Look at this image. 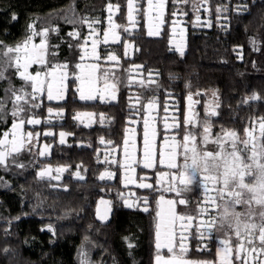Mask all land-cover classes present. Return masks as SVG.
Wrapping results in <instances>:
<instances>
[{"label":"flooded vegetation","instance_id":"flooded-vegetation-1","mask_svg":"<svg viewBox=\"0 0 264 264\" xmlns=\"http://www.w3.org/2000/svg\"><path fill=\"white\" fill-rule=\"evenodd\" d=\"M235 1V0H234ZM111 2L119 5L121 11L114 16V22L118 25V42L111 38L107 44L103 43V33L108 31L106 7ZM235 4L246 3L245 0L233 2ZM231 0H208L206 7L211 12L203 9L199 13L202 23L194 26L195 13L192 11V2L183 3L181 0H168L166 7L165 23L161 27L159 36H148L146 0L141 2V11L136 15L137 25L134 30L127 20L126 0H98L95 6L79 15L60 16L53 20L52 17L42 18L45 24L34 23L38 30L44 28H59L58 35L53 32L49 36L48 44L58 46L56 55L48 56L51 66L67 64L66 71L69 73L66 101L49 102L45 97L40 101L44 106L36 109V118L42 123L33 127L25 125L23 131H32L38 135V143L34 141L31 153L25 152L20 159L25 163L33 162V166L27 170L12 168L9 172L2 171L3 179L14 180L15 188L27 195H32L38 203L42 193L48 194L47 198L52 207L66 202L72 207L77 219L82 221L85 213H92L101 230L116 224L118 219L125 217L138 218L146 224V234L152 242L153 249L150 251L151 263L155 264L157 250L155 248V232L158 223L157 212L161 201L168 199L177 203V212L181 215L194 216L197 219L202 213H209L211 221L209 228L214 231L217 242H231L237 252L243 247L247 250L250 246L254 249H262L259 242L264 238V120L262 118H250L242 121L246 113L241 111L231 112L225 104L229 101L239 102L246 95L234 94L224 100L217 82L204 78L201 70L209 68L212 56L221 54L225 63H239L244 61V47L236 39L233 30L237 21L243 19L245 13L237 15L234 11L223 13L227 16L225 21L221 17L217 20V7L226 4L235 8ZM177 13L173 16L172 13ZM187 12L185 16L183 13ZM82 18L99 19L95 25L97 53L99 60L91 58L90 29L87 24H82ZM179 19L178 27L186 29L184 35V55L176 52L175 46L180 43L178 35L172 32V21ZM212 20V26L207 27L204 21ZM226 25L227 30L222 28ZM130 32L125 33L124 28ZM78 31L80 37L69 36L70 32ZM232 38H235L234 40ZM87 40V43H85ZM35 43L40 42V37L35 38ZM236 42L238 44H236ZM85 49L89 55H85ZM51 51V48L49 49ZM243 55V59L239 58ZM116 55L117 62H110L107 56ZM84 56L81 60L80 57ZM208 60V61H207ZM99 65L97 72L100 78L99 87H103L102 73L110 71L115 77L109 82L116 83L118 99L110 103L97 101H80L75 92L77 83H73L74 77L79 75L78 64ZM205 64V65H202ZM203 67V68H202ZM40 66L34 65L33 69ZM139 69V71H136ZM44 71H49L45 67ZM152 74L159 89L156 91L141 87L139 84L129 85L130 80L145 82L149 74ZM12 83L15 88H20L22 81L18 74ZM153 89L156 85H152ZM216 94L215 97L213 94ZM191 95L194 101L190 115L187 97ZM139 97L137 102L134 97ZM158 101V107L154 113L157 129L156 146L163 149L165 138L171 137L173 150L171 155L172 166L157 164L156 169L137 168L136 180L139 183L145 176L144 182L153 184V189H140L133 184L125 185L122 180V170L118 172L119 179L112 181H100L99 175L106 170L116 171L117 166L104 163L105 153H111L118 161L123 159V141L131 138L136 144V156L142 159L143 152V109L151 100ZM218 102V116L209 114L210 104ZM135 105V108H133ZM53 108V113L63 112L62 118L53 115L52 123L43 121L49 118L47 107ZM11 107V104L8 105ZM165 107L168 111L165 112ZM92 113L94 123L91 127H85L74 117L77 114ZM27 113V117L32 116ZM105 117V122H99L100 117ZM248 116V114H247ZM231 117H234L231 121ZM241 118V119H240ZM86 119V117H85ZM175 123L176 128L165 129L164 122ZM12 123L8 117V123H0V131L10 130ZM52 132L53 136H45L44 133ZM66 134V143H59V133ZM104 139L106 144H101ZM111 141V144H107ZM47 144L50 154L40 157L37 149H42ZM91 145V146H89ZM167 145L165 144V147ZM163 151V150H162ZM169 154H164L165 162ZM111 159V158H110ZM51 168L52 174L56 175L57 168H65L61 174V180L40 179L38 171ZM80 171L85 177L78 180L75 172ZM0 176V177H2ZM157 176L167 183L162 187L157 183ZM159 182V181H158ZM59 185V187H57ZM67 187V191L63 188ZM16 190V191H17ZM207 190V194L205 192ZM133 194V199L140 202L139 208H127L118 196ZM100 198L112 201L113 211L110 223L105 225L96 219V206ZM148 200V212H144L143 201ZM181 201L186 205H179ZM36 203V204H37ZM38 203L32 210V216L40 224L42 234L51 238L52 241L58 236V229L66 225L57 223L55 217L45 218L38 215L41 211ZM51 207V208H52ZM53 209V208H52ZM51 209V210H52ZM54 210V209H53ZM40 211V212H39ZM54 212V211H52ZM83 222V221H82ZM49 225L55 230V234L48 230ZM59 226V228L57 227ZM81 225H83L81 223ZM195 226V221H194ZM147 238V239H148ZM130 243L128 237L124 239ZM255 241L254 244H249ZM205 245L192 242L187 253V258L193 264H219L223 259L219 257V247L207 245L208 251H201ZM166 252V250H164ZM178 251V248H177ZM251 255V253H249ZM167 258V257H166Z\"/></svg>","mask_w":264,"mask_h":264},{"label":"snow or ice","instance_id":"snow-or-ice-1","mask_svg":"<svg viewBox=\"0 0 264 264\" xmlns=\"http://www.w3.org/2000/svg\"><path fill=\"white\" fill-rule=\"evenodd\" d=\"M142 0H126L127 8V20L132 26V30L135 29L137 25L136 15L141 11ZM183 3H188V0H181ZM192 11L195 13V23L194 26H199L201 21V16L199 13L203 9L209 12L211 17V12L206 7L208 0H191ZM168 0H146V10L144 14L147 17L148 36H159L160 30L165 23L166 7ZM108 13L107 24L108 31L103 33V43L107 44L109 38L115 43L118 42L120 37L117 34L118 25L114 22V16L116 13L121 11L120 6L113 5L111 2L108 3L106 7ZM234 11L237 15L243 14L249 11V5L247 3L238 4L235 8H230L227 4L223 7H217L216 12L217 20L221 17L223 20L227 21V16H222L223 13ZM173 16L177 13L173 12ZM183 15L187 16L188 13L185 12ZM13 19H17L13 16ZM82 24H87L88 28L91 30L89 33V38H91L92 48L90 56L94 60H99L100 57L97 53V45L99 43L96 38L95 25L100 23L99 19H89L82 18ZM205 26L211 27L212 20L209 19L203 22ZM173 27L172 32L174 35H178L180 43L176 44L175 51L181 56L184 55V35L186 29L183 27H178L180 24L179 19L172 21ZM222 28L227 30L226 25L222 24ZM125 33H129V28H124ZM55 32L57 35L59 33V28H44L43 30H38L35 25H30L28 29V34L26 35L24 41L17 44L14 47L3 46L0 42V48L3 49L0 52V59L4 60L3 64H0V80L7 79L9 82V88L5 89V96L0 97V123L7 124L8 117H11L12 123L10 124V130L4 129L0 131V171L9 172L12 168H18L22 170H27L29 167L33 166V162L30 160L25 163L20 157L25 153H31L32 148L35 146L34 141L38 143V135L34 136L32 131L24 132V126L40 125L42 123L41 119L36 118V109L42 108L44 105L39 102L41 97H45L47 101L61 102L66 101L67 93L69 91L68 80L69 73L66 71L67 64L60 65L57 64L54 67L49 65L48 56H55L56 49L58 46H52L48 44L49 36L51 33ZM69 36L80 37L78 31H73L69 33ZM40 37V42L35 43V38ZM87 43V40H85ZM253 50L260 51L261 49L256 45L255 40L250 41ZM51 48V51L49 50ZM85 55H89L85 49ZM239 58L243 59V55L239 54ZM81 60L84 56L80 57ZM107 60L110 62H117L118 58L116 55L107 56ZM34 65L40 66L39 69H30ZM49 67V71H44L45 67ZM79 75L74 77L73 83H77L75 92L78 94V99L80 101H101L104 103H110L118 99L117 95V85L116 83H110V80H114L115 77L110 71H104L102 73L104 84L103 87H99L100 78L97 75L99 70V65L93 64H78ZM9 69L14 70V74H18L19 79L23 82L20 88H15L11 83V75L5 76L4 73L8 72ZM136 71H139L137 69ZM139 84L141 87L148 88L149 90L156 91L159 89V85L156 83L152 74L148 76L147 82L143 79L140 81L130 80L129 85ZM155 84L156 88L153 89L152 85ZM10 93V95H9ZM215 93L213 96L215 97ZM137 102L140 98L134 97ZM189 102L190 115L188 118L195 116V113L191 112L192 106L198 101H194L193 97L189 95L187 97ZM249 101H264V97L258 94H252ZM247 102V101H246ZM11 104L9 108L8 105ZM158 107V101L153 99L149 101L146 107L143 109V152L142 159H138L136 156V144L131 138L123 141V159L118 161L112 154L105 153L104 163H109L117 166L116 171L106 170L99 175L98 179L100 181H112L114 179H119L118 172L122 170V182L127 187L129 184L135 185L140 189H153V184L144 182L147 179L145 176L139 183L136 180L137 168L142 169H156L157 164L163 165L166 169L171 164V153L173 150V145L171 143V137L165 138L163 151L158 150L156 146L157 129L155 126L156 117L154 113ZM135 108V105H133ZM219 108V103L210 104L208 107L209 114L213 117L218 116L217 109ZM32 112L31 117H27L28 112ZM168 109L165 107V112ZM47 112L49 118L44 123L51 124L53 115L57 118L63 117V112L53 113L52 107H47ZM86 117V119H85ZM85 127H91L94 123L93 114H77L74 117ZM99 122L103 124L105 122V117L101 116ZM177 124H169L167 119L164 122V128H176ZM45 136H53L52 132L44 133ZM66 134L64 132L59 133V143L61 145L66 143ZM101 144H106L104 139L100 140ZM107 144H111L108 141ZM165 144L167 145L165 147ZM91 146V145H89ZM38 155L40 157H46L50 154V149L47 144L43 146L42 149H37ZM164 154H169L167 157V162H165ZM111 158V159H110ZM51 168H45L38 171V176L40 179L48 180H61V174L66 171L65 168H57L56 175L52 174ZM75 177L78 180H84L85 177L81 175L80 171L75 172ZM157 183L162 187V184L167 183L166 180H161L157 176ZM3 181V177H0V182ZM159 181V182H158ZM59 187V185H57ZM67 191V187L63 188ZM207 194V190H205ZM133 194L129 193L127 196H118L123 202V205L127 208H139L140 202L133 199ZM144 207L143 211L148 212V200L147 198L143 201ZM179 205H186V202L181 201ZM113 211L112 201L100 198L96 206V215L102 222H108L110 220V214ZM158 223L155 232V248L157 254L155 256V264H193V262L187 258V253L189 252V247L192 242L198 245H205L201 248V251H208L207 245H214L219 247L218 255L222 256L223 259L219 261V264H264V248L254 249L249 247L245 250L243 247L239 249V252L231 245V242H224L219 240L217 242V237L209 228L211 221L208 219L209 213H202L201 217L197 219L194 216L181 215L177 212V203L173 200L171 203L168 199L161 201L159 206V211L157 212ZM195 221V226H194ZM48 230L55 234V230L49 225ZM255 241H250L249 244H254ZM264 246V238L259 242ZM129 248L134 247L133 244H128ZM178 248V251H177ZM166 250V252L164 251ZM7 251V250H6ZM251 253V255H249ZM167 257V258H166ZM80 264H91L90 259L86 252L81 253Z\"/></svg>","mask_w":264,"mask_h":264},{"label":"trees","instance_id":"trees-1","mask_svg":"<svg viewBox=\"0 0 264 264\" xmlns=\"http://www.w3.org/2000/svg\"><path fill=\"white\" fill-rule=\"evenodd\" d=\"M97 1L0 0V42L3 46L14 47L24 41L30 25L45 24L42 18L52 17L54 20L60 16L79 15L95 6ZM245 1L249 11L237 21L233 30L244 47L243 63H225L221 54H217L210 59L209 68L201 70L204 78L217 82L225 101V97L229 99L234 94L250 97L255 93L264 97V0ZM13 16L17 19L14 20ZM253 39L260 51L253 50L250 43ZM3 63L4 60L0 59V64ZM4 75H11V83L16 80L13 69ZM8 88V80H0V97L5 96ZM229 100L225 107L231 112L246 113L245 118H240L242 121L248 122L250 118L264 120V101ZM233 119L231 117V121ZM16 190L14 180L12 183L9 179L0 182V264H80L81 253L86 250L91 264H152L149 253L153 245L147 237L143 220L125 217L101 230L92 213H85L82 222L66 202L52 207L48 194L42 193L43 198L38 200L41 211L38 215L55 217L59 225H66L57 230L58 236L52 241L40 232V224L32 216V210L38 204L34 197ZM126 237L134 247H128Z\"/></svg>","mask_w":264,"mask_h":264},{"label":"water","instance_id":"water-1","mask_svg":"<svg viewBox=\"0 0 264 264\" xmlns=\"http://www.w3.org/2000/svg\"><path fill=\"white\" fill-rule=\"evenodd\" d=\"M96 219H97V221H100L99 218L97 217V215H96ZM110 219H111V214H110ZM102 223L105 224V225H107V224L110 223V220L108 222H102Z\"/></svg>","mask_w":264,"mask_h":264},{"label":"rangeland","instance_id":"rangeland-1","mask_svg":"<svg viewBox=\"0 0 264 264\" xmlns=\"http://www.w3.org/2000/svg\"><path fill=\"white\" fill-rule=\"evenodd\" d=\"M86 251H87V250H86ZM86 251H85V252H86ZM86 253H87V252H86Z\"/></svg>","mask_w":264,"mask_h":264}]
</instances>
